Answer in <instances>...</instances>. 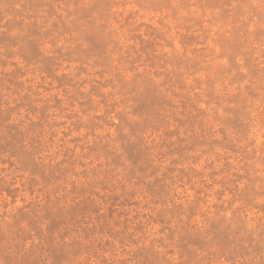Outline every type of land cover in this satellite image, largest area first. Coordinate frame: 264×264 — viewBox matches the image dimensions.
<instances>
[{"label": "rangeland", "instance_id": "rangeland-1", "mask_svg": "<svg viewBox=\"0 0 264 264\" xmlns=\"http://www.w3.org/2000/svg\"><path fill=\"white\" fill-rule=\"evenodd\" d=\"M0 264H264V0H0Z\"/></svg>", "mask_w": 264, "mask_h": 264}]
</instances>
